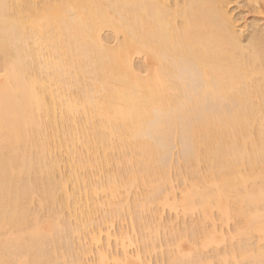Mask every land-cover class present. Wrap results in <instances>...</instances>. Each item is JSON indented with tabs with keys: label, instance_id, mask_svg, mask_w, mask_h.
<instances>
[{
	"label": "bare ground",
	"instance_id": "obj_1",
	"mask_svg": "<svg viewBox=\"0 0 264 264\" xmlns=\"http://www.w3.org/2000/svg\"><path fill=\"white\" fill-rule=\"evenodd\" d=\"M229 1L0 0V264H63L70 248L58 253V243L50 241L59 235L67 242L65 234L78 235L71 236L77 247L82 237L81 250L74 249L81 252H72L75 244L70 251L77 260L90 256L92 263L84 258L90 264H212L230 256L229 264H264V33L244 42ZM248 1L264 13V0ZM105 30L114 42L103 39ZM189 75L197 79L195 86ZM207 99L221 100L218 109L224 101L233 107L207 113ZM173 130L182 141L175 142ZM171 142L189 152L188 158L182 154V169L195 168L189 175L175 172L181 179L188 175L181 189L169 184L176 166L163 159L172 153ZM111 163L122 170L109 171ZM30 199H37L39 209L50 207L43 214L47 219L41 218L44 207L41 213L29 207ZM152 205L180 208L185 216L198 211L200 224L187 225L197 231L187 230L184 221V229L176 230L170 218L171 231L162 224V209L147 211ZM212 209L220 230L234 223L232 233L229 223L225 233L216 231ZM141 211L152 212L143 216L146 222L137 219ZM62 214L71 225L59 220ZM122 215L135 234L121 225L114 241L121 251L114 243V254L107 229L118 217L122 224ZM162 227L173 240L167 237V253L160 246L165 263L163 254L161 263L156 256L151 263L149 252L158 250ZM188 231L189 246L199 242L185 253L180 242L181 235L189 240ZM222 233L229 236L224 243H237L219 255L214 245L223 243ZM137 241L139 250L129 252ZM211 243L218 257L203 251ZM70 255L69 264L77 263Z\"/></svg>",
	"mask_w": 264,
	"mask_h": 264
},
{
	"label": "rangeland",
	"instance_id": "obj_2",
	"mask_svg": "<svg viewBox=\"0 0 264 264\" xmlns=\"http://www.w3.org/2000/svg\"><path fill=\"white\" fill-rule=\"evenodd\" d=\"M229 2H230V3H229L228 8H227V9H228V12L231 13V15L233 16V17L231 16L232 18H235V19H233V20H235V22H236V20L238 21V22H237V23H238L237 25L242 26V27H240V26H239V27L241 28V30L243 29V30L241 31V34H242V37H243V38L245 37V38H244V42H245L246 39H250V38L253 37V36H257V35H254V32L257 33V34L264 33V24H263V22H264V13H263V11H261V8H257V9H256L255 5H252V3H250L248 0H230ZM249 3H250V4H249ZM251 5H252V6H251ZM254 7H255V8H254ZM258 9H260V10H258ZM230 13H229V14H230ZM262 13H263V14H262ZM261 30H262L263 32H262ZM260 31H261V32H260ZM110 32H111V31H109V30H105V32L103 31V34L101 33V34H102V37H103L104 40H106V38H107L108 41H113V40H111L113 37L111 36L112 33H110ZM252 34H253V35H252ZM262 35H264V34H262ZM105 37H106V38H105ZM111 37H112V38H111ZM114 41H115V40H114ZM114 41H113V42H114ZM246 41H247V40H246ZM110 44H113V43L110 42ZM140 58H141V57H139V56H138V58H137L136 56L134 57V59H135L134 61H135V65H136V66L141 65V64H140L141 62L139 61V60H141ZM137 59H138V60H137ZM138 62H139V63H138ZM137 63H138L139 65H137ZM192 73H193V72H192ZM193 75H194V74H193ZM189 76L191 77V81H193V82L195 83V84H194V86H195V85L197 84V79H195V76H194V77H192V75H189ZM190 83H192V82H190ZM190 85H191V88H192V87H193V86H192L193 84H190ZM206 101H207V102H206ZM206 101H205V102H206V103H205V106H206V108H207L206 112L208 111V109H209V110H215V109H218L217 105L221 103V100H220V102H218V104L216 103L217 100H216V102H213V101H211V102L209 101V102H208V99H207ZM203 102H204V101H203ZM203 102H202V104H204ZM209 103H211V105H210ZM213 103H215V104H213ZM212 104H213V105H212ZM225 104H227V103H225V101H224V104H222L223 107H222V105H221L220 107L224 108V107H225ZM230 104H231V103H230ZM208 106H209V107H208ZM230 106H231V105H230ZM230 106L228 107V104H227V106H226L227 108L225 107V111H226V109H227V111H229V109H232L233 105H232L231 107H230ZM202 108H203V105H202V107L200 108V109H201L200 111H204V110H202ZM214 108H215V109H214ZM222 108L216 110L217 112L215 111L214 113H218L219 110L222 111ZM228 108H229V109H228ZM223 110H224V109H223ZM221 111H220V112H221ZM204 112H205V111H204ZM209 112H213V111H209ZM209 112H207V113H209ZM222 112H224V111H222ZM198 113H199V112H198ZM200 113H201V112H200ZM202 113H203V112H202ZM195 116H196V115H195ZM200 116H201V115H200ZM195 118H196V117H195ZM198 118H199V117H198ZM198 118H197V119H198ZM187 121H188V120H187ZM183 122H184V125H186V123H185V122H186V119H185V121H183ZM188 124H189V123H188ZM181 125H183V124L181 123ZM184 125H183V126H184ZM176 130H178V128H177ZM172 132H173V133H170V134L173 136V135L175 134V130H173ZM181 133H182V132H181ZM170 134H169V135H170ZM169 135H168V137H169ZM176 135H177V134H175V136H176ZM172 136H171V137H172ZM175 136H173V138H174ZM177 137H178V135H177ZM177 137H175V138H176V140H175L176 143H177L178 140H179V141H182L181 138H180V136H179L178 138H177ZM173 138H171V139H173ZM175 138H174V139H175ZM184 138H185V137H184ZM177 139H178V140H177ZM187 140H188V139H187ZM168 141H169V140H168ZM170 141H171V140H170ZM173 141H174V140H173ZM179 141H178V142H179ZM175 142H174V143L171 142V143L169 144V146H170L169 149H173V150H172V153L170 152L169 149H168L169 152H168L167 149H166V150H165V153H166V151H167V153H166V154L164 153V154H165V157H163V159L166 158V159L164 160V162L166 161L165 165L171 166V164L174 163V165L176 166V167L174 166V167H175L174 169H172V170L169 171V176L172 177L173 179H174V177H175L174 181H173L172 178H170L172 181L169 179V180H170L169 184L172 185L174 188L179 187V189H181L183 180L186 179V177L189 175V173L193 172V170L195 171V168L191 167V169L193 168V170L191 171V169H190L189 172H188V170H185L186 168L184 169V167H186L187 164L185 165V163L183 164V162H186V161H187L186 158H188L190 155H188L189 152L186 153L187 148H186L185 146H184V147H185V148H184L183 145H181V142H180V144H179V143L176 144V146H177V145H178V146H177V147L174 146V147H175V148H174V147H173V144L175 145ZM188 142H189V141H188ZM167 143H168V142H167ZM186 143H187V142H186ZM186 143H184V144H186ZM171 144H172V145H171ZM187 145H188V144H187ZM187 147H188V146H187ZM189 147H190V146H189ZM167 148H168V147H167ZM183 148H184V149H183ZM183 150H184V151H183ZM185 150H186V151H185ZM188 151H189V150H188ZM163 152H164V150H163ZM163 152H162V153H163ZM177 152H178V153H177ZM182 152H183V153H182ZM169 153H170V154H174V156H173V155H170ZM184 153H185V154H184ZM164 154H162V155L164 156ZM168 154H169V155H168ZM182 154H183L185 157H186L187 155H188V156L185 158L184 156H182ZM168 156H170V157H172V158H170V157H168ZM161 157H162V156H161ZM183 157L186 159V161H184L185 159H184ZM169 158H170L171 160H169ZM183 159H184V160H183ZM167 160H169V161H167ZM174 160H175V161H174ZM178 161H179V163L181 164V167H180V164L177 163ZM164 162H162V163L164 164ZM170 162H171V164H170ZM176 163H177V164H176ZM169 164H170V165H169ZM172 165H173V164H172ZM178 165H179V166H178ZM182 165H184L183 169L186 171V172H184V174H185V173H188V175H187V174H186L185 176L183 175V179H181L182 176H181V177L179 176L180 172H183V171H184V170L182 169ZM177 166L180 167V169H177V168H178ZM201 166H202V164L199 165V168H200V169H201L202 167L204 168V165H203L202 167H201ZM119 167H120V170H122V169H121V166H118V165H116L115 163H111L107 168H108L109 171L113 172V171H115V169H118V170H119ZM171 168H172V166H171ZM171 168H170V169H171ZM188 168H189V166H188ZM199 168H198V170H199ZM203 168H202V169H203ZM175 169H176V170H175ZM181 169H182L183 171H181ZM63 170H65V169H63ZM120 170H119V171H120ZM177 170H179V171H178L179 174H178V173H175V172H177ZM190 171H191V172H190ZM199 171H201V170H199ZM202 171H203V170H202ZM116 172H117V170H116ZM193 173H194V172H193ZM172 174H173V176H172ZM174 174H175V175H174ZM176 174H178V176L180 177L179 179H178V176H177ZM38 175H39V174H38ZM192 175H193V174H190V176L188 177V181H189V179H192V178H193V177L191 178ZM26 179H27V178H26ZM26 179H24L25 182H26ZM177 179H178L179 181H178ZM186 180H187V179H186ZM192 180H193V179H192ZM190 181H191V180H190ZM173 182H174V183H173ZM180 184H181V186H180ZM146 190H147V189H146ZM131 191H132V190H131ZM138 191H139V190H138ZM176 191L179 192V190H177V189H176ZM132 192H135V190H133ZM33 196H34V195H33ZM34 197H37V195H35ZM34 197H32V199H33ZM34 199H35V198H34ZM37 199H38V198H37ZM37 199H36V200H37ZM36 200L33 201V200L30 199V201H33L34 203H33V202H31V203L28 202V205H30L29 207H30V208H33V207H34L35 211H38V212H39V210L42 211L44 206H43V207H40V206H39V207H40V209H39V208L37 207L39 204H38L37 202H36L37 205L35 204V201H36ZM29 203H30V204H29ZM32 203H33L34 206L31 205ZM154 203H155V205H156V202H154ZM148 205H149V204H148ZM155 205H154V206L152 205L153 207L151 206L150 208H149V206H148L149 209H148V210L146 209V210H147V211H152V208H153V211H152V212H154V211H156V210L158 211V209H159V211H161V209H162L161 213H163V215L161 216V218L163 219V223H162V220H160V221L158 222V223H160L159 226H161V223H162L163 226H164L165 224H166V226L169 225V227H170V229H171V226H170L171 224H167V223H166L167 220H168V221L170 220V218H171V220H172V222H173L172 225H176V224L178 225V226L176 225V227H177L178 229H177L176 227H172V228H175L176 230H179L180 228L182 229V228L184 227V225L182 224V221L185 222V223H184V222H183V223L185 224L186 229L189 228V227H187V225L189 226V224H190L191 222H193L194 225L196 224V225H195L196 227L198 226L197 224H200L199 222H200L201 220H200V219H199V220L197 219V216H198V215L200 216L199 213L197 214L198 211L196 212L195 210H193V212L190 213V215L193 213V214H192V217H191L192 219H191V218H190V215L188 214L189 212L186 213V214H188L189 216H188V215L185 216V214H183V213L181 212V209H180V208L175 209V211L172 210V209H171L172 211H169L168 209H170V208H169V207H167V208L165 207L166 209L163 211L164 207L161 208V206L158 205V206H159V207H157L158 209H154V208H156ZM101 206H102V205H101ZM48 207H49V206H45V207H44V211L42 212V216L39 214V215L41 216V218H42L43 216L45 217V215H43V214L50 213V207H49V208H48ZM102 208L106 209L105 206H104V207L102 206ZM34 209H33V211H34ZM46 209H48L49 212H48V210H47V212H46ZM30 210L32 211V209H30ZM176 210H177V211H176ZM179 210H180V211H179ZM215 210H216V209H214V211H213V209H212V211L214 212V213L212 212V213H213L212 216H213V218L216 217V219L214 218V222H215L214 225H215L216 231L219 230L218 233H220V231H221V232L224 231V233H225V229H226V228H228V229L230 228V230H228V231H230V233H232L231 230L233 231V229H234V227L232 226V225H234V223H231V222H228L229 225L231 224L230 226L227 225V224H228V223H227V224H225V225H227V227L224 229L225 225H223L224 227L221 226V228H222L223 230H220V228L218 227V224H219V222H218L219 219H218V218H219V217L217 218L218 215L215 214ZM41 211H40L39 213H41ZM178 211L180 212V214H179ZM38 212H35V214H36V213L38 214ZM63 212H64V214H67L66 210H65V211L63 210ZM100 212H101V211H100ZM100 212H99V213H100ZM136 212H139L138 209L133 210V214H132V216H135V215H136ZM141 212H142L141 217L138 216V217H139V218H137L138 220H139V219H142V220L144 219L143 221H145V217H143V216H145V214H146V216H149V218L151 217L152 212H149L150 214H147L146 211H145L146 213H145L144 211H141ZM141 212H140V213H141ZM170 212H171V213H170ZM174 212H175V213L177 212L176 214H177V215L179 214V215L176 216V214H175ZM195 212H196V213H195ZM99 213L97 214L98 217H99ZM158 213H159V212H158ZM181 213H182V214H181ZM216 213H217V212H216ZM64 214H62V215H60V216H63ZM100 214H101V213H100ZM47 215H48V214H47ZM67 215H68V214H67ZM138 215H139V214H138ZM159 215H160V214H159ZM182 215H183V216H182ZM216 215H217V216H216ZM60 216H59V220H60V221H63V220L65 219V216H66V215L62 217V220L60 219V218H61ZM97 216H96V217H97ZM123 216H124V215H122L121 217H122V218L124 219V221H125V216H124V217H123ZM136 216H137V215H136ZM175 216H176V217H175ZM199 216H198V217H199ZM177 217H178V218H177ZM184 217H185V218H184ZM45 218L47 219L48 217L46 216ZM63 218H64V219H63ZM128 218H130V217H126V219H128ZM134 218H135V217H134ZM149 218H148V219H149ZM159 218H160V217H159ZM159 218H157V220H158ZM161 218H160V219H161ZM173 218H174V219H173ZM175 218H177V220L174 222L173 220H175ZM188 218H189V219H188ZM199 218H201V217H199ZM66 219H67V218H66ZM66 219L64 220V222H65V221H66V222L69 221V220L67 221ZM132 219H133V218H132ZM132 219H131V220H132ZM146 219H147V218H146ZM148 219H147V220H148ZM164 219L166 220L165 222H164ZM183 219H185V220H183ZM187 219H188V220H187ZM195 219H196V220H195ZM217 219H218V220H217ZM42 220H43V219H42ZM114 220H116V218H115ZM131 220H130V221H131ZM138 220H137V221H138ZM171 220H170V221H171ZM179 220H181V221H179ZM207 220L210 221V219H207ZM71 221H72V219L70 220V223L68 222L69 225L72 224ZM116 221H117V222L113 221L114 224L111 226V227L114 228V229H112L111 227H109V229H111V230H108V229H107V231L111 232V233H110V234H111L110 237H112V240H111V238L109 239V240H111L112 242H111V241H109V242L113 244V245H112V244H111V245L109 244V250H111V252L114 253V254H115V252H114L115 250L117 251L116 253H118V252L120 253V251H121L120 245H118L119 243L114 242L115 239L118 237V236L116 235V233L118 234V230H117V229H119V227H120L121 225H122V227H125V229H126V228H128L127 225L129 224L128 226H130V224H131L130 222H127V221H129V220H127V221H125V222L123 221V223L120 224V223H119V222H120L119 217H118V219H117ZM118 221H119V222H118ZM139 221H140V220H139ZM139 221H138V222H139ZM143 221H142L141 223H143ZM170 221H169V223H170ZM177 221H178V222H177ZM196 221H197V222L199 221V222L196 223ZM212 221H213V219H212ZM133 222H134V220H133ZM133 222H132V223H133ZM145 222H146V221H145ZM187 222H188V223H187ZM189 222H190V223H189ZM206 222H207V221H205L204 223L206 224ZM216 222H217L218 224H217ZM233 222H234V221H233ZM60 223H61V222H60ZM115 223H116V224H115ZM135 223H136V218H135ZM141 223H140V224H141ZM180 223L182 224L183 227H181V224H180ZM45 224H46V225H45ZM62 224H64V223H62ZM62 224H61V226H62ZM65 224H67V223H65ZM144 224H145V223H144ZM205 224H204V226H205ZM43 225L47 226V225H48V222H45V220H44ZM103 225H104V224H103ZM132 225H135V224H132ZM136 225H137V227L140 226V227H139V231H140L141 225H139V226H138V224H136ZM190 225H192V224H190ZM208 225H209V226H208ZM212 225H213V224L211 223V221L209 222V224H208V222H207V226H205V228L208 227L207 229H209L210 227H212ZM216 225H217V226H216ZM220 225H221V221H220ZM220 225H219V226H220ZM63 226H65V225H63ZM195 226H193V227H195ZM102 227L104 228L105 225L102 226ZM122 227H120V228H122ZM131 227H132V226H131ZM134 227H135V226H134ZM134 227H133V228H134ZM167 227H168V226H167ZM167 227H166V228H167ZM196 227L193 228V229H191V228H189V229H191V230H194V229H195V230H196ZM199 227H200V225H199ZM64 228H66V230H65L66 232L68 231V232L72 233V231L67 230V229H68L67 227H64ZM64 228H63V229H64ZM135 228H136V227H135ZM158 228H159V227H158ZM163 228H164V227H162V229H163ZM69 229H70V227H69ZM105 229H106V228H104L103 231H104ZM128 229H129V228H128ZM128 229H126V230L128 231ZM159 229H160V228H159ZM175 229H174V230H175ZM183 229H184V228H183ZM183 229H182V230H183ZM189 229H187V230H189ZM126 230H125V231H126ZM133 230H134V229H133ZM133 230H132V231H133ZM142 230H143V229H141L140 232H143ZM163 230H164V232H165V231H166V232H165V233H162ZM163 230H160L159 233H158V234H159V243H160L161 245L155 240L156 238L153 239V240H155V243H157V244H154V246H155V245L159 246V247H157V248H158V250H157L158 252H160L159 249H161L162 247H163L162 250H164L163 252H165V249L169 250V246H167V245H168V242H169L170 239L173 240V239H172V238H173L172 236L169 237V236H170V234H169V233H170L169 230H168V229H167V230L163 229ZM176 230H175V232L178 233ZM187 230H186V231H187ZM191 230H189V231H191ZM195 230H194V231H195ZM112 231L115 232V238H113V235H112V234H113L114 232L112 233ZM123 231H124V228H123ZM129 231H130V234H133V233L135 232V231H133V233H131V228L129 229ZM129 231H128V232H129ZM136 231H137V229H136ZM161 231H162V232H161ZM171 231H172V229H171ZM189 231L187 232L188 234L186 233V235H185L186 237H189V240H188L187 238L183 239L184 235H181V237H182V238H181L182 241H181V242L178 241V242H180L181 245L184 244V245H183V246H184L183 248H188V247H189V248L191 249V247L193 246V244L197 243L196 245H198L199 239L196 240V241H198V242L195 241L194 243H193L194 240L192 239V240H193V241L191 242V243H192V246L190 247V246H189V244H190L189 242L191 241V240H190V237H192L193 235L190 234V235H191V236H190L189 233H191V232H189ZM194 231H193L192 233H195ZM196 231H197V230H196ZM226 231H227V229H226ZM68 232H67V233H68ZM119 232H120V230H119ZM146 232H148V231H146ZM167 232H168V233H167ZM175 232H174V234H175ZM181 232H182V231H180V233H181ZM64 233H65V232H64ZM64 233H63V234H64ZM104 233H106V231H104L103 234H102V236H101V237L103 238L102 241L106 238V237L104 236ZM160 233H161V235H160ZM184 233H185V232H182L181 234H184ZM218 233H215V234H218ZM227 233H228V232H227ZM227 233L224 234V235H226L225 238L222 237V236H223V233H222L221 236H220V235L218 236V238L222 237L221 239H222L223 243H222L221 241H218L219 244H216L217 242H215V245H214V243H213V244L211 243L212 245H210V244H209L210 246L207 245L208 248H207V246H206V248H203V251L206 249L207 254H209V253H212V252L214 251L213 249H215L216 246H218V247H216V249L218 250V252H216V251H214V252H215V253H219V251H220V254H219V255H221V253H222V254L225 253V251L228 250L229 246H231V244H226V243H224V240H225V242L229 241V238H226V237H229V236H227ZM230 233H229V234H230ZM61 234H62V232H61ZM73 234H75V233H73ZM134 234H135V233H134ZM139 234H140V233H139ZM143 234H145V233H143ZM164 234H165V235L167 234V235H166V238L169 237L170 239H169V238L166 239L165 236H164ZM174 234H173V236H177V235H174ZM195 234H197V232H196ZM229 234H228V235H229ZM65 235L68 236V238H66V239H67V242L64 241V242H66L65 244H61V245L59 244L58 241H60V242L62 241V238H60L59 235H58V238H59L60 240H59L58 238H56L55 235H53L58 241L55 240L54 237H53V240H55V241H52V240L50 241V242H54V243L56 242V243H58V244H55L56 246H59V248H61V250H58V253L64 252V249H66V248H67V249H69V248L71 249L72 247H74V244H75V245L77 244V243H76L77 241L75 242L73 239L71 240V238H72L71 236H73L72 234H65ZM75 235L78 236L77 234H75ZM136 235H137V234H136ZM136 235H135V237H136ZM141 235H142V233H141ZM141 235H140V236H141ZM171 235H172V234H171ZM178 235H180V234H178ZM198 235H199V234H198ZM232 235H233V234H232ZM232 235H230V237H231ZM56 236H57V234H56ZM76 236H73L74 239L76 238L75 240H77V238H78V237H76ZM116 236H117V237H116ZM137 236H138V235H137ZM140 236H138V237H139V240H140ZM160 236H162V237L164 236V238H165L167 241L164 243V241L161 240L162 237H160ZM199 236H200V235H199ZM214 236H216V235H214ZM233 236H234V235H233ZM254 236H255V235H254ZM79 237H81V235H79ZM104 237H105V238H104ZM255 237H256V236H255ZM81 238H82V237H81ZM81 238H80V240H82ZM157 238H158V237H157ZM231 238H232V237H231ZM253 238H254V237H253ZM69 239H70V240H69ZM113 239H114V240H113ZM150 239H151V238H150ZM165 239H164V240H165ZM186 239H187L188 241H187ZM215 239H217V236L215 237ZM221 239H220V240H221ZM232 239H233V238H232ZM237 239H238L237 237H234V240H237ZM256 239H257V237L255 238V240H256ZM63 240H65V238H64ZM68 240H69V242H68ZM80 240H78V241H79L78 243H79V244H84V243H80V242H81ZM148 240H149V238H148ZM183 240H185V241H183ZM250 240H251V239H250ZM250 240H249V241H250ZM257 240H258V239H257ZM70 241H71V242H70ZM83 241H84V240H83ZM116 241H117V239H116ZM160 241H161V242H160ZM216 241H217V240H216ZM232 241H233V240H231V242H232ZM249 241H248V242H249ZM64 242L62 241L61 243H64ZM74 242H75V243H74ZM85 242H86V241H85ZM103 242H106V241L104 240ZM138 242H139V241H137V243H135V244L133 243L134 245L132 244L129 248L127 247V249L129 250V252L132 251V249H133L132 253L136 251V250L134 251L135 248L137 249V247H135V246L139 245V243L142 242V241L140 240V242H139V243H138ZM231 242H230V243H231ZM234 242L237 243V241H234ZM234 242H232V243L234 244ZM238 242H239V241H238ZM242 242H243V241H242ZM253 242H255V241H253V239H252V242L250 241V243H253ZM69 243H70V244H69ZM114 243H117V246H119V247H117L116 244H115V246H116V247H115V246H114ZM150 243H151V242H150ZM162 243H163V244H162ZM180 243H179V244H180ZM236 243H235L234 245H236ZM245 243H246V242H245ZM261 243H262V241H261ZM79 244H78V247L80 248L81 246H80ZM144 244H146V241H145ZM144 244H143V245H144ZM164 244H167L166 246H167L168 248H167V247L164 248ZM241 244H244V243H241ZM253 244H254V243H253ZM143 245H142V246H143ZM146 245H147V246L149 245L148 242H147ZM150 245H151V244H150ZM181 245H180V246H181ZM190 245H191V244H190ZM213 245H214L215 247H214ZM224 245L227 246V247H224ZM234 245H232L231 248H232ZM262 245H263V249H264V244L262 243ZM132 246H133V247H132ZM142 246H141V248H142ZM160 246H162V247H160ZM78 247H77V245H76L75 248L72 249V252H74V249H77V250H78ZM110 247H112V248L115 247V248H114L115 250L111 249ZM139 247H140V246H139ZM143 247H144V246H143ZM197 247H198V246H197ZM210 247H211L212 249H211ZM222 247H223V248H222ZM237 247H238V246H237ZM141 248H140V249H141ZM172 248H175V247L172 246ZM183 248H182V249H183ZM189 248H188V251H187V249H185V250L187 251V252L185 251V253H188V252L190 251ZM192 248H193V247H192ZM62 249H63V251H62ZM70 249L67 250V252L69 251L68 253L72 254L73 257H74L75 255L78 254L77 252H79V253L81 252V251H77V250H76L77 252H76V253L74 252V253H75V255H74V253H72V252L70 251ZM117 249H118V250L120 249V250L118 251ZM154 249H155V250H154L155 253H154V252H151V251H150L151 253L149 252V254L152 255V256H151L152 258L149 257V260L151 259V261H152V259H153V260L155 261V259L157 258L156 261L159 259L158 261H160L159 263H161L162 261H161V259L159 258V256H160L159 254H161V255L163 254V253H161L162 250H161L160 253H157L156 248H154ZM210 249H211V251H210ZM223 249H225V250H223ZM229 249H230V248H229ZM80 250H81V248H80ZM112 250H113V251H112ZM137 250H139V248H138ZM142 250H143V248H142ZM183 250H184V249H183ZM193 250H194V249H193ZM221 250H222V251H221ZM143 251H144V250H143ZM191 251H192V249H191ZM203 251H202V252H203ZM206 251H205V252H206ZM65 252H66V251H65ZM65 252H64V253H65ZM67 252L65 253L66 256H67V257H65V260H66L67 263L69 264V261H68V259H66V258H69L68 255H70V254H68ZM183 252H184V251H183ZM199 252H201V251H199ZM214 252H213V253H214ZM227 252H228V251H227ZM143 253H144V254L146 255V257L148 258V256H147L148 253L142 252V254H143ZM156 253H157V254H156ZM165 253H167V251H166ZM190 253H191V252H190ZM193 253H195V252H193ZM215 253L213 254V256H212L211 254H209V255H211L210 257H214V255L216 256ZM155 254H156V255H155ZM207 254L205 255V256H206L205 259H208V258H207ZM227 254H228V255H225V257L230 256L229 253H227ZM72 255H70V256H72ZM81 255L83 256V254H80L78 258H81V257H82ZM145 255H144V256H145ZM150 255H149V256H150ZM158 255H159V256H158ZM165 255H166V254H165ZM193 255H194V257H195V254H193ZM209 255H208V256H209ZM217 255H218V254H217ZM219 255H218V256H219ZM246 255H247V254H246ZM248 255H249V254H248ZM84 256H85V255H84ZM84 256H83L82 259H78V260H77L76 256H75L74 258H72V259H75V258H76L77 263L79 262V260H80V261L83 260L82 262H79L80 264H84V263H87V262H91V261H92V260H90V259H91L90 256H89L88 258H86L87 256H85V257H84ZM155 256H156V258H155ZM162 256L164 257V254H163ZM218 256H216V257H218ZM160 257H161V256H160ZM163 257H162V259H163V261H164L166 257H164V258H163ZM199 257H200V256H199ZM70 258H71V257H70ZM84 258H86V260L88 259V261L86 262V260H85ZM89 258H90V259H89ZM202 258H203V254L201 255V258H200V259H202ZM228 258L230 259L231 256L228 257ZM166 259H167V258H166ZM196 259H197V258H196ZM196 259H194V260H196ZM198 259H199V258H198ZM198 259H197V261H198ZM212 259H213V258H212ZM212 259H211V260H212ZM217 259H218V258H215L214 260L217 261ZM221 259H222V257H221ZM224 259H226V258H224ZM229 259L226 260L227 262H226V261H224V262L227 263V264H229V263H228V261H230ZM232 259H233V258H232ZM237 259H238V258H237ZM237 259H236V260H237ZM242 259H243V258H242ZM244 259H245V261H246V257H245ZM247 259H248V258H247ZM65 260H64V263L66 262ZM89 260H90V261H89ZM202 260H204V258H203ZM222 260H223V259H222ZM222 260H220V262H221ZM233 260H234V259H233ZM84 261H85V262H84ZM156 261H155V262L152 261L151 263H156ZM165 261H166V260H165ZM165 261H164V263H165ZM199 261H200V260H199ZM199 261H198V262H199ZM204 261H205V260H204ZM204 261H203V262H204ZM207 261H208V260H207ZM216 261H215V262L212 261V262H213L212 264L216 263ZM218 261H219V260H218ZM218 261H217L216 264H219V263H220V262H218ZM243 261H244V260H243ZM59 262H60V261H59ZM70 262H71L72 264H74L76 261H75V262H74V261H73V262L70 261ZM83 262H84V263H83ZM191 262H194V261H191ZM195 262H196V261H195ZM224 262H221V264H225ZM234 262H235V261H233V262L231 261L232 264H234ZM240 262H241V261H240ZM246 262H249V260L246 261ZM64 263H63V264H64ZM67 263H65V264H67ZM77 263H75V264H77ZM91 263H92V262H91ZM110 263H113V261L110 262ZM235 263H236V262H235ZM61 264H62V263H61ZM87 264H90V263H87ZM162 264H163V263H162ZM166 264H167V263H166ZM192 264H193V263H192ZM194 264H195V263H194ZM201 264H203V263H201ZM236 264H238V263H236ZM239 264H240V263H239ZM242 264H252V263H245V262H243Z\"/></svg>",
	"mask_w": 264,
	"mask_h": 264
}]
</instances>
